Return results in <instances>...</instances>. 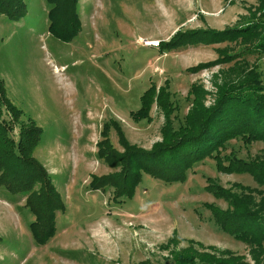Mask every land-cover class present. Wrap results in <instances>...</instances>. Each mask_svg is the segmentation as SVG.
Here are the masks:
<instances>
[{
  "label": "rangeland",
  "instance_id": "374dc122",
  "mask_svg": "<svg viewBox=\"0 0 264 264\" xmlns=\"http://www.w3.org/2000/svg\"><path fill=\"white\" fill-rule=\"evenodd\" d=\"M24 2L26 12L18 20L0 13V79L5 95L20 110L14 118L5 104L0 103V118L12 126L9 134L14 139L19 122L26 118L41 127L31 152L37 160L51 155L55 138L61 141L62 148L71 154L65 159L68 166L51 177L56 185L71 184L74 194L69 200L76 202V209L67 207V215L64 208L57 219L54 213V232L58 234L53 236V232L45 245L53 253H43L44 261L141 264L146 260V264H173L169 254L173 245L166 248L158 245L175 235L177 247L186 246L191 239L198 250L208 245L228 248L232 254L241 256L237 264H254L250 245L221 230L203 205L212 202L222 208L227 206L225 200L203 188L207 176L224 187H229L231 182L260 187L246 172L219 171L213 158L207 156L185 170L184 180L167 182L141 172L131 195L120 201L112 200L110 186L89 189L87 181L90 173L114 169L90 148V144L94 145L90 136L96 134L98 138L101 124L108 118L115 119L125 137L140 146L149 147L160 138L163 117L154 103L148 121H133L128 115L129 110L138 106L139 94L151 83L159 85L166 81L169 99L175 105L170 116L174 126L182 121L189 106L192 94L188 89L192 83L204 89V104L213 101L216 83L231 75H242L250 68L258 72L264 83V51H242L228 61L196 71L185 69L221 53L238 51L243 42L186 44L163 51L156 47L157 40L167 39L176 29L222 28L241 23L258 13L255 9L258 1L77 0L81 28L68 41L59 40L47 31L49 3L46 0ZM108 137L113 146L121 148L111 126ZM219 153L243 159L264 158V142L258 139L246 142L236 136L225 140ZM37 185L35 182L33 187ZM21 193L10 192L0 185V198L13 200L10 209L0 201V220H4L0 229L1 246L9 247L16 228H24L23 219L32 216L25 204L16 201ZM69 218L74 220L70 223ZM99 224L105 231L101 243L90 234L91 226ZM21 239L23 245L18 247L14 262L25 256L22 261L39 264L41 259L36 249L29 246L25 237ZM27 249L31 251L29 254ZM207 249L217 255L216 250ZM257 257L263 263L264 248ZM194 264L204 263L195 259Z\"/></svg>",
  "mask_w": 264,
  "mask_h": 264
},
{
  "label": "trees",
  "instance_id": "16d2710c",
  "mask_svg": "<svg viewBox=\"0 0 264 264\" xmlns=\"http://www.w3.org/2000/svg\"><path fill=\"white\" fill-rule=\"evenodd\" d=\"M47 31L62 41H68L81 28L76 10L77 0H46ZM255 9L245 21L222 28L192 27L176 29L167 39L157 40L159 51L168 50L186 44H207L223 40H236L244 46L233 53H221L213 59L200 61L185 69L196 71L200 68L228 61L238 52L261 53L264 51V0H257ZM26 12L24 0H0V13L10 20H18ZM221 49H217L219 52ZM226 69L222 70L226 73ZM242 72V71H241ZM226 77V76H225ZM216 93L209 104L203 102L204 89L192 83L188 92L192 94L189 106L182 121L173 125L171 115L175 105L169 99L166 81L155 85L151 83L139 94V104L128 115L133 121L149 120V109L154 103L161 111L163 121L160 125V138L149 147L130 142L120 125L113 118L103 121L99 137L95 140V154L112 168L111 171L90 173L87 181L89 189L111 187V198L120 201L130 196L134 185L145 172L162 181L184 180L185 170L204 157H212L215 168L225 173L246 172L260 186L251 188L238 182L224 187L211 177L205 178L203 188L214 196L226 201L222 208L212 202H203L210 211L213 222L233 238L250 245L249 252L254 264H264L257 254L264 248V158L243 159L233 154H220L224 141L239 136L244 141L253 139L264 142V83L257 71L250 68L242 75H231L216 83ZM0 103L5 104L16 118L20 110L5 95L0 79ZM110 126L114 129L120 149L113 146L108 137ZM12 126L0 118V185L10 192L27 191L24 204L34 215L29 222L32 239L37 244L44 243L54 232L55 210L64 208L60 195L45 167L31 154L37 144L41 127L32 119L19 122L14 139L9 131ZM38 182L36 188L34 183ZM237 188V191L232 190ZM177 238L172 235L166 248L172 244L169 254L173 264H194L195 259L204 264H237L240 255H234L228 248L218 249L214 245L198 250L193 240L183 247L176 246ZM200 246L199 243H196ZM144 260L141 264H146Z\"/></svg>",
  "mask_w": 264,
  "mask_h": 264
},
{
  "label": "crops",
  "instance_id": "0c3cea01",
  "mask_svg": "<svg viewBox=\"0 0 264 264\" xmlns=\"http://www.w3.org/2000/svg\"><path fill=\"white\" fill-rule=\"evenodd\" d=\"M92 139V142L94 143L95 140L97 139V135L93 134V136H90V140ZM55 143L52 147H50L53 151L51 152V155H44L42 157V159H39L38 161L42 163V165L45 167V169L47 170L55 188L57 189L63 204H64V215H67V207L69 208H74L76 209V202H72L69 200V196L73 195V188L71 186V184L69 183H65L63 182L62 184H55L54 179L51 177V175H58L61 171H63L64 167L68 166V163H66L65 159H67L71 154L69 153V151L65 150L64 148H62V144L61 141L58 140L57 138H55ZM93 148L94 150L96 149L95 144L91 145L90 144V148ZM74 154L77 156L78 153H76V151H74ZM27 191H24L23 193H21L19 195L18 200L19 202H22L23 206L24 205V198L26 195ZM12 196H14L12 194ZM0 201L2 203H4L6 208L12 207V203L13 200H6L4 198H0ZM14 211V209H12ZM62 210H55V219L58 218L59 212ZM63 216V215H61ZM34 218V215L32 214L31 217L26 219H23L24 222V228L20 229V228H16L15 231V235L11 236L12 238V242L10 244L9 247L6 246V244L4 246L0 245V264H36L34 262L32 263H26L27 259L25 261H22L23 258L25 256H23L22 258H20L17 262H14L18 256L17 251H19L18 247H21L23 245L22 243V237H25L26 242L30 245H32V248L36 249V252L38 253V258L40 257L41 261L39 264H49L46 261H44V259L42 258V254L43 253H47V254H51L53 253V249H51V247L48 245L47 247L45 246L47 244V242L50 240V237L56 236L58 233L57 231L54 232L53 236H50L44 243L42 244H37L34 242V240L32 239V236L30 234V230L28 227V221ZM70 219V223L71 221H73L74 219L69 218ZM26 221V222H25ZM4 223V220H0V229H1V225ZM56 223V222H55ZM69 223V225H70ZM56 228V227H55ZM64 227L61 228L60 233H61V237L63 238L64 235ZM103 229H101L100 224L99 225H93L91 226L90 229V234L93 236L94 239L98 238V242L101 243V239L105 238ZM1 236V235H0ZM5 239V238H4ZM8 240V239H7ZM10 241V240H8ZM0 243H1V239H0ZM36 244V245H35ZM63 244V242H62ZM35 246V247H34ZM45 248V249H42ZM31 251L29 249H27V253L29 254ZM32 255H30L29 257H31ZM28 257V258H29Z\"/></svg>",
  "mask_w": 264,
  "mask_h": 264
}]
</instances>
